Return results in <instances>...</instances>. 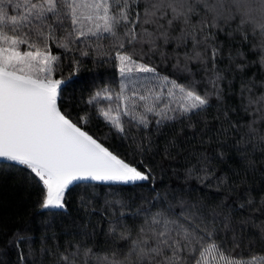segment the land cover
Here are the masks:
<instances>
[{
	"label": "snow or ice",
	"instance_id": "1",
	"mask_svg": "<svg viewBox=\"0 0 264 264\" xmlns=\"http://www.w3.org/2000/svg\"><path fill=\"white\" fill-rule=\"evenodd\" d=\"M0 264H264V0H0Z\"/></svg>",
	"mask_w": 264,
	"mask_h": 264
},
{
	"label": "trees",
	"instance_id": "2",
	"mask_svg": "<svg viewBox=\"0 0 264 264\" xmlns=\"http://www.w3.org/2000/svg\"><path fill=\"white\" fill-rule=\"evenodd\" d=\"M25 195L26 193L23 191L6 190L4 192H0V197H3L5 201L9 199H20Z\"/></svg>",
	"mask_w": 264,
	"mask_h": 264
}]
</instances>
